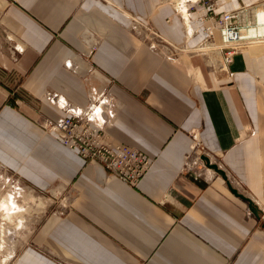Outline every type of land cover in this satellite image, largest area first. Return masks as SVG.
I'll list each match as a JSON object with an SVG mask.
<instances>
[{
  "label": "crops",
  "instance_id": "crops-1",
  "mask_svg": "<svg viewBox=\"0 0 264 264\" xmlns=\"http://www.w3.org/2000/svg\"><path fill=\"white\" fill-rule=\"evenodd\" d=\"M210 1L216 13L264 9V0ZM173 5L0 0V70L20 78L12 94L0 84V168L27 187L23 197L36 209L45 194L68 200L52 225L35 223L9 264H264L263 220L248 203L206 166L181 171L197 134L201 157L264 209V43L239 50L217 77L210 66H223L224 52L201 50V7L186 40ZM133 16L169 45L150 48L132 31ZM102 92L115 113L104 140L150 159L136 183L109 177L43 130L67 114L48 93L84 109ZM2 200L0 210L11 213Z\"/></svg>",
  "mask_w": 264,
  "mask_h": 264
},
{
  "label": "built area",
  "instance_id": "built-area-1",
  "mask_svg": "<svg viewBox=\"0 0 264 264\" xmlns=\"http://www.w3.org/2000/svg\"><path fill=\"white\" fill-rule=\"evenodd\" d=\"M173 3L175 12L182 18L185 28H188L187 38L190 35L188 26L191 13L195 10V6L201 7L204 13L202 21L207 22L204 28L206 33L204 44L224 52L222 69L225 71L233 55L239 50L253 44L264 43V34L258 33V29L264 27V21L258 18L259 12H264V9L240 8L216 13L215 6L210 0H173ZM130 20L132 31L139 34L150 48L168 46L160 44L162 38L146 21L134 16ZM215 31L220 36L218 44L214 41ZM170 56L173 57L171 54ZM46 99L53 107L67 113L56 121L45 120L42 126L47 132H53L63 147L75 151L85 162L98 165L109 177L118 178L126 183H136L146 173L150 166V159L146 155L129 146L111 144L104 140V129L112 125L115 120L113 100L107 92L90 98L89 104L84 109L69 107L55 93H48ZM201 153L198 136L194 134L190 152L184 158L181 171L189 173L205 166L201 160ZM209 162L216 164L210 159ZM216 165L222 170L218 164ZM0 170L5 174L7 172L1 168ZM12 177L18 185L17 189L23 191L27 188L18 178ZM20 186H23L22 189L19 188ZM259 212L260 218L264 221V209Z\"/></svg>",
  "mask_w": 264,
  "mask_h": 264
},
{
  "label": "rangeland",
  "instance_id": "rangeland-1",
  "mask_svg": "<svg viewBox=\"0 0 264 264\" xmlns=\"http://www.w3.org/2000/svg\"><path fill=\"white\" fill-rule=\"evenodd\" d=\"M185 39L188 40V38ZM204 42L205 39L200 43V47L204 48L201 50H207ZM160 44L169 45L164 39H162ZM185 45L183 43L180 46L185 47ZM180 46L176 47L180 48ZM214 50L218 51L217 49ZM210 70L217 77L222 78L224 76V71H222V66L219 63H215L213 68L210 66ZM43 130L47 132L46 129ZM23 186L19 188L22 189ZM17 188L18 185L15 183L12 175L9 172L5 174L0 170V199L2 200L1 197H3L2 204L4 206L9 204L12 212H16V215H14L12 212L6 214L0 210V264H9L20 249L23 248L24 244L31 239L35 223L40 225L45 224V226L52 225L63 214L68 203L67 199L63 200L64 195L52 198L50 194H45L44 207L40 203L38 204L39 209H36L35 204H31V200L23 197L25 190L21 191ZM4 197H6V202L4 201ZM22 211L23 213H21ZM21 214L23 215L22 218H20Z\"/></svg>",
  "mask_w": 264,
  "mask_h": 264
},
{
  "label": "water",
  "instance_id": "water-1",
  "mask_svg": "<svg viewBox=\"0 0 264 264\" xmlns=\"http://www.w3.org/2000/svg\"><path fill=\"white\" fill-rule=\"evenodd\" d=\"M201 160L204 162V164H205V166H206L207 168L213 170L214 172H216L218 175L221 176V178H222V179L226 182V184L228 185L229 190L231 191V193H232L233 195H235L236 197H238V198H240V199H242V200H244V201H246V202L248 203L249 210L251 211V213H252L255 217L260 218V212H259V210L257 209V207L253 204V202H252L250 199H248V198L245 197L244 195L240 194V193L237 191V189H235V188H233V187L231 186V184H230L229 181L227 180L226 175H225V172H224L223 170L219 169V168L217 167L216 164H211V163L209 162V159H208L207 157L202 156V157H201ZM262 228L264 229V221H263V223H262Z\"/></svg>",
  "mask_w": 264,
  "mask_h": 264
},
{
  "label": "trees",
  "instance_id": "trees-1",
  "mask_svg": "<svg viewBox=\"0 0 264 264\" xmlns=\"http://www.w3.org/2000/svg\"><path fill=\"white\" fill-rule=\"evenodd\" d=\"M20 82V78H14L13 74H7L3 70H0V84L4 86L7 90H9L12 94L14 88L18 86ZM17 99V95L13 94L9 97L8 102L14 104Z\"/></svg>",
  "mask_w": 264,
  "mask_h": 264
},
{
  "label": "bare ground",
  "instance_id": "bare-ground-1",
  "mask_svg": "<svg viewBox=\"0 0 264 264\" xmlns=\"http://www.w3.org/2000/svg\"><path fill=\"white\" fill-rule=\"evenodd\" d=\"M258 18H259V20L264 21V12H259ZM258 33L263 35L264 34V27L263 28H259L258 29ZM7 205H8L9 208H11V206L9 204H7ZM13 208H15V207H13Z\"/></svg>",
  "mask_w": 264,
  "mask_h": 264
}]
</instances>
